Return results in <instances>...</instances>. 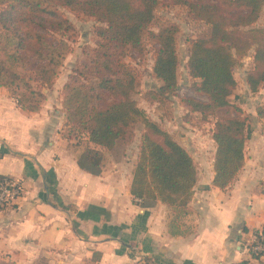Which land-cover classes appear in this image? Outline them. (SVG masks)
I'll return each instance as SVG.
<instances>
[{
	"label": "trees",
	"instance_id": "1",
	"mask_svg": "<svg viewBox=\"0 0 264 264\" xmlns=\"http://www.w3.org/2000/svg\"><path fill=\"white\" fill-rule=\"evenodd\" d=\"M161 2L186 6L193 18L209 24L208 35L190 42L186 60L188 73L194 78L192 88L206 98L184 96L182 100L190 110L215 117L211 184L225 188L243 165L247 137V117L242 107L229 99L236 86L232 69L253 47V65L246 81L251 91L264 81V26L254 24L264 0H0V85L24 109L40 108L46 96L43 89L50 87L69 51L64 33L71 22L54 3L105 23L97 28L94 78L66 86L63 97L64 124L84 137L77 162L98 174L103 152L127 138L132 123L141 120L144 129L129 191L133 199L167 203L177 216L186 211L191 198L197 181L196 164L188 150L138 106L133 96L136 74L121 61L126 47L143 49L142 35L156 18L155 8ZM177 29L169 22L150 31L158 43L152 65L153 75L161 81L155 90L158 95L173 91L177 85ZM26 68L35 69L38 87L29 82Z\"/></svg>",
	"mask_w": 264,
	"mask_h": 264
},
{
	"label": "crops",
	"instance_id": "2",
	"mask_svg": "<svg viewBox=\"0 0 264 264\" xmlns=\"http://www.w3.org/2000/svg\"><path fill=\"white\" fill-rule=\"evenodd\" d=\"M53 102L48 94L29 111L0 85V175L24 186L16 203L0 208V264H136L145 257L155 264H264L244 243L264 224L262 122L246 138L232 182L213 186L212 163L175 216L159 199L132 198L136 152H105L98 174L81 168L83 146L63 133L65 110Z\"/></svg>",
	"mask_w": 264,
	"mask_h": 264
},
{
	"label": "rangeland",
	"instance_id": "3",
	"mask_svg": "<svg viewBox=\"0 0 264 264\" xmlns=\"http://www.w3.org/2000/svg\"><path fill=\"white\" fill-rule=\"evenodd\" d=\"M53 6L71 22L70 29L64 33V37L68 39L69 51L60 64L52 84L43 91L46 92L45 99L48 94L53 96V106L56 107V104H62L65 110L63 97L66 86L85 82L87 78H94L95 76L92 61L95 57V49L99 48L97 28L105 23L59 3H54ZM155 16L154 21L142 35L143 49L138 51L126 47L121 55V61L129 65L136 74L138 84L133 96L138 106L143 109L149 118L157 121L163 128L167 129L188 150L196 164L198 180H207L215 149V142L211 137L215 117H205L199 111L190 110L182 98L184 96L206 98L204 94L198 93L192 88L191 84L194 78L188 73L186 60L189 54L190 42L196 37L208 35L209 24L201 19L193 18L186 6L166 2H161L156 6ZM169 22L175 23L178 27L175 35L178 55L177 85L173 91L158 95L155 90L161 81L152 72L158 43L152 38L150 31H156L160 25ZM254 24L264 26V3ZM252 53L253 47L234 64L232 70L236 79V86L229 95V99L239 104L247 117L246 138L251 137V132L254 129L259 133L260 124L263 121L262 116L264 115V81L258 85L255 91L249 89L246 81L247 72L251 70L253 65ZM23 70L31 85L38 87L35 80V69L26 68ZM143 129L144 125L141 120L133 122L128 137L120 139L113 149L107 150L109 155L112 158H117L121 151L126 149L128 156L131 157L136 152L137 157ZM63 133L67 134L68 138L73 139L79 146H84V137L77 136L68 126L65 127ZM261 134L264 133L261 131ZM107 151L103 152V159ZM124 162L127 167L128 160H124Z\"/></svg>",
	"mask_w": 264,
	"mask_h": 264
},
{
	"label": "built area",
	"instance_id": "4",
	"mask_svg": "<svg viewBox=\"0 0 264 264\" xmlns=\"http://www.w3.org/2000/svg\"><path fill=\"white\" fill-rule=\"evenodd\" d=\"M24 186L20 178L8 175L0 176V208L13 205L22 196ZM245 246L249 254L256 258H264V224L250 229L245 238ZM151 263V260L142 259L136 264Z\"/></svg>",
	"mask_w": 264,
	"mask_h": 264
}]
</instances>
